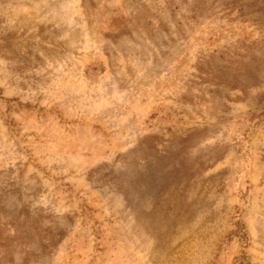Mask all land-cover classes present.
I'll list each match as a JSON object with an SVG mask.
<instances>
[{
  "label": "rangeland",
  "instance_id": "obj_1",
  "mask_svg": "<svg viewBox=\"0 0 264 264\" xmlns=\"http://www.w3.org/2000/svg\"><path fill=\"white\" fill-rule=\"evenodd\" d=\"M249 1L0 0V264H264Z\"/></svg>",
  "mask_w": 264,
  "mask_h": 264
},
{
  "label": "trees",
  "instance_id": "obj_2",
  "mask_svg": "<svg viewBox=\"0 0 264 264\" xmlns=\"http://www.w3.org/2000/svg\"><path fill=\"white\" fill-rule=\"evenodd\" d=\"M263 1L264 0H250L248 4L253 5V6L257 4L256 11H261L262 12V7L264 5ZM230 3H236L238 9H240L243 5L247 4V3L244 4V0H231Z\"/></svg>",
  "mask_w": 264,
  "mask_h": 264
}]
</instances>
